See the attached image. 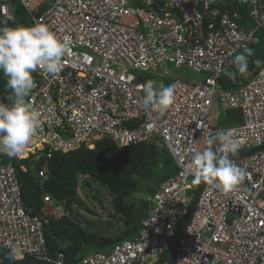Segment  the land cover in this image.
I'll return each instance as SVG.
<instances>
[{"label":"built area","instance_id":"built-area-1","mask_svg":"<svg viewBox=\"0 0 264 264\" xmlns=\"http://www.w3.org/2000/svg\"><path fill=\"white\" fill-rule=\"evenodd\" d=\"M132 1L0 0V22L16 3L32 24L71 37L56 75L33 73L30 102L41 115L32 141L48 145L44 165L53 151L93 149L106 138L117 148L146 143L165 150L176 171L147 198L152 207L133 239L109 254L66 263L62 253L51 258L45 244L50 223L68 216L63 203L44 198L33 214L22 202L16 161L0 155V250L16 246L23 257L54 264H156L188 219L173 264H264V60L253 54L243 74L233 63L264 37V0H234L245 16L229 8L230 0ZM186 70L204 81L183 80L178 73ZM152 75L175 85V101L164 113L143 103ZM2 84L0 103L11 105ZM232 110L240 111L241 124L221 126V112ZM220 131L240 143L229 155L249 175L231 193L196 183L195 199L192 156Z\"/></svg>","mask_w":264,"mask_h":264},{"label":"trees","instance_id":"trees-1","mask_svg":"<svg viewBox=\"0 0 264 264\" xmlns=\"http://www.w3.org/2000/svg\"><path fill=\"white\" fill-rule=\"evenodd\" d=\"M226 4L231 10L243 12L242 8L234 4V0L227 1ZM11 17L12 19L7 21V26L10 27L25 25V20L28 19L21 6L15 7ZM257 55L262 56L264 60V54ZM1 75L2 89L12 95L11 90L6 87L7 78H2ZM221 117L218 123L224 127L236 126L242 122L238 110L221 112ZM19 164L25 165L27 171L22 172ZM43 164L44 160L40 158L35 170H32L27 159L20 160L15 164L17 178L26 205L35 206L37 209L42 201V194L48 193L57 202H64L66 210H69L71 218L51 222L49 229L45 231V244L49 255L54 259L57 254L63 253L66 263H74L86 257L83 252L91 246H97L104 253H108L109 247L131 239L142 226L150 210L149 202L138 195L153 196L176 171L170 154L165 150H159L146 143L116 149L106 138L98 141L93 149L81 147L68 153H53L47 162V177L40 181L37 171ZM79 176H87L89 179L83 182L84 187L91 189V183L97 184L112 194L113 215L110 218L114 219L119 215L123 220L122 230L118 229L114 234L105 236L98 235L93 229L81 227L83 222L88 221L86 216H81V211L88 208L81 203L82 196L78 193ZM73 206H77L76 211ZM170 243L156 264H169L172 246ZM9 253L10 250H0V264H54L32 256H25L20 260L12 259Z\"/></svg>","mask_w":264,"mask_h":264},{"label":"clouds","instance_id":"clouds-1","mask_svg":"<svg viewBox=\"0 0 264 264\" xmlns=\"http://www.w3.org/2000/svg\"><path fill=\"white\" fill-rule=\"evenodd\" d=\"M242 14L246 15L243 12ZM9 19H12V17H9ZM0 24L3 25L0 26V72L7 78L6 87L12 93L9 96L12 101L11 105L0 103V155L13 158L17 164L20 160L27 159L31 169L35 170L40 158H43L45 162L44 154L48 151V145H44L39 140L32 141L37 134V129L40 127L41 115L30 102V93L36 86L33 73L40 69L47 76L56 75L61 69L62 58L69 47L71 37L64 36L63 39H60L46 24L40 22L31 26L16 25L15 27L7 26V21L0 22ZM249 28L250 22L247 29ZM259 36H261V39L264 38L261 33ZM252 55L253 50L248 48H245L242 53L235 55L233 63L239 73L243 74L248 71L249 57ZM256 63L259 64L261 62L256 61ZM161 81L164 85H156L154 81H148L144 85L145 97L143 103L145 106H151L153 110L159 113H164L175 101V85H172L173 80L169 77L162 78ZM208 145L203 151L194 152L192 156L193 183L219 184L225 193L236 191L249 175L247 170L236 164L229 155V153L238 151L240 143L229 132L220 131L208 139ZM213 145H218V147L214 150ZM116 149L123 148L116 147ZM55 152L63 153L53 151L52 154ZM47 162L42 166V168H46L44 178L38 176V172L42 168L37 171V177L40 181L45 180L47 177ZM22 167L25 168V171L21 170ZM19 168L22 172L27 171V167L23 164H19ZM79 189L80 187H78V193ZM197 191H195V195ZM44 198L54 203H63L64 206V202H57L48 193L42 194V201L37 209L35 206L26 205L23 199L22 202L25 206L32 208L33 214H37L43 205ZM143 198L147 201V198L150 197L144 196ZM149 206L151 208L150 203ZM75 207L73 206L74 211L77 210ZM66 211L68 216H64L59 220L71 218L69 210ZM84 225L85 222L82 223L81 227ZM136 233L131 239L136 236ZM110 251L100 254H109ZM9 255L12 259L20 260L23 258V250L13 246Z\"/></svg>","mask_w":264,"mask_h":264},{"label":"rangeland","instance_id":"rangeland-1","mask_svg":"<svg viewBox=\"0 0 264 264\" xmlns=\"http://www.w3.org/2000/svg\"><path fill=\"white\" fill-rule=\"evenodd\" d=\"M132 4L135 5L136 1L133 0ZM11 6L16 7L20 5L16 3H11ZM25 25L27 26L32 25V21L29 17L28 19L26 18ZM250 49L253 50V54H264V38L261 39V44H259V46L253 47ZM178 74L185 81H191V82H196V83H202L204 81V75L196 74L190 70L180 71ZM149 81H154L156 84H158V82L161 81V78L158 75H152V78ZM218 111H220V109ZM220 117H221V114L219 118ZM37 156H39V154H37ZM78 178L80 180L79 193L83 195L81 203H84V206L88 208V210L81 211L82 212L81 216H86L88 220L87 222H85V225L83 227L86 229L87 228L93 229V231L95 230L98 233V235H105V236L114 234L115 232L118 231V229L122 230L124 225H123V220L120 218V216L118 215L114 219L110 218L111 215H113L112 214V211H113L112 202H111L112 194L107 189L102 188L98 186L97 184L91 183V189L86 188L83 186V182L88 181L89 180L88 177L79 176ZM191 185H192L193 191L195 192L197 188V184L193 183V180H191ZM192 193L193 192H188V195H191ZM138 196L140 198L144 197V195H138ZM76 208L77 206L75 207V209ZM90 222H93V223H90ZM185 222H187L186 219L183 221L182 225ZM182 225L180 227V230L177 232V234L170 240L171 242L170 246L173 245V242L176 239H179L181 234H183ZM109 248L111 249V247ZM109 248H106V249L109 250ZM101 251L102 250L97 248V246H91L83 252V256L91 255L94 253H104L103 251L102 252ZM168 262H170V257H169Z\"/></svg>","mask_w":264,"mask_h":264},{"label":"water","instance_id":"water-1","mask_svg":"<svg viewBox=\"0 0 264 264\" xmlns=\"http://www.w3.org/2000/svg\"><path fill=\"white\" fill-rule=\"evenodd\" d=\"M262 150H264V148H262ZM198 192H199V189H198V191H197V193H196L195 199H196V197H197V195H198ZM187 220H188V219H186V221H187ZM186 223H187V222H185V223L183 224V230H182V231H184V228H185V226H186ZM177 242H178V239H176V240L173 242V245H172V247H171V251H170V262H169V264H173L174 252H175V247H176Z\"/></svg>","mask_w":264,"mask_h":264},{"label":"bare ground","instance_id":"bare-ground-1","mask_svg":"<svg viewBox=\"0 0 264 264\" xmlns=\"http://www.w3.org/2000/svg\"><path fill=\"white\" fill-rule=\"evenodd\" d=\"M96 136V135H95ZM95 136H93V137H95ZM95 138H98V137H95Z\"/></svg>","mask_w":264,"mask_h":264}]
</instances>
